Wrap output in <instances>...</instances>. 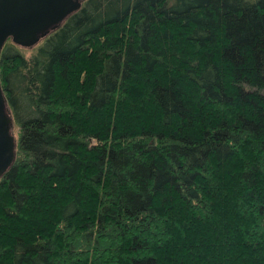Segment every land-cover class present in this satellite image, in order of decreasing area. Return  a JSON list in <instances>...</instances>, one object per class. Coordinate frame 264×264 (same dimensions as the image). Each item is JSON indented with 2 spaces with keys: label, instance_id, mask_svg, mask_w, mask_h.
<instances>
[{
  "label": "trees",
  "instance_id": "16d2710c",
  "mask_svg": "<svg viewBox=\"0 0 264 264\" xmlns=\"http://www.w3.org/2000/svg\"><path fill=\"white\" fill-rule=\"evenodd\" d=\"M19 47L0 264H264V0H83Z\"/></svg>",
  "mask_w": 264,
  "mask_h": 264
},
{
  "label": "water",
  "instance_id": "95a60500",
  "mask_svg": "<svg viewBox=\"0 0 264 264\" xmlns=\"http://www.w3.org/2000/svg\"><path fill=\"white\" fill-rule=\"evenodd\" d=\"M83 0H0V53L7 42L32 48L58 29ZM14 120L0 83V178L16 157Z\"/></svg>",
  "mask_w": 264,
  "mask_h": 264
},
{
  "label": "rangeland",
  "instance_id": "374dc122",
  "mask_svg": "<svg viewBox=\"0 0 264 264\" xmlns=\"http://www.w3.org/2000/svg\"><path fill=\"white\" fill-rule=\"evenodd\" d=\"M35 48L36 47H32V48H21V47H19V50L21 52H23L24 55L29 56L32 54V52L35 50ZM13 131H14L15 137L17 138L18 136H17V127L16 126H14Z\"/></svg>",
  "mask_w": 264,
  "mask_h": 264
}]
</instances>
